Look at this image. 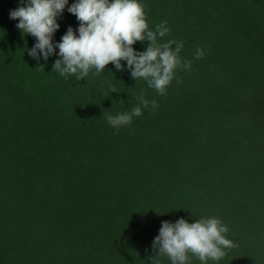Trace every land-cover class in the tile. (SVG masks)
Here are the masks:
<instances>
[{
  "label": "trees",
  "instance_id": "16d2710c",
  "mask_svg": "<svg viewBox=\"0 0 264 264\" xmlns=\"http://www.w3.org/2000/svg\"><path fill=\"white\" fill-rule=\"evenodd\" d=\"M138 2L192 62L163 96L126 61L81 81L54 72L59 49L28 55L36 38L9 15L21 0H0V264H155L162 222L210 217L234 246L207 264H264V0ZM57 22L54 44L79 27L67 7ZM140 96L158 107L119 129L104 119Z\"/></svg>",
  "mask_w": 264,
  "mask_h": 264
},
{
  "label": "clouds",
  "instance_id": "9594fccd",
  "mask_svg": "<svg viewBox=\"0 0 264 264\" xmlns=\"http://www.w3.org/2000/svg\"><path fill=\"white\" fill-rule=\"evenodd\" d=\"M68 4L69 0H21V6L10 10L9 14L10 19L19 21L16 27L23 35L36 38L35 46L28 50L33 59L39 60L42 56L47 61L57 55L59 49L60 58L53 68L61 76L75 75L81 81L89 75L90 69H95L93 74L99 75L109 64L117 71H124L121 61H126L136 81L143 78L163 96L174 79L175 70H191L192 62L180 57L184 42L173 39L159 43L158 37L163 38L170 32L167 21L157 24L155 31L149 30L146 6L138 0H77L71 6ZM66 7L79 21V27L74 30L70 26L61 42L54 44V35L60 28L57 21ZM138 41L150 44L145 51L137 52L133 45ZM204 55V51L197 48L194 59L200 60ZM36 70L44 68L38 66ZM109 91L117 93L115 86L110 85ZM138 100L139 104L130 112L105 116L111 112L106 111L104 119L111 127L119 129L130 126L134 117H141L142 107H158L156 100L149 101L143 96ZM119 103L123 105L124 101ZM228 232V226L218 217L201 218L191 224L183 218L175 223L164 221L153 241L156 255L152 260L159 264L158 257L167 256L171 264H186L191 253L202 264H207L208 260L219 261L225 256L224 249L234 246V242L226 238Z\"/></svg>",
  "mask_w": 264,
  "mask_h": 264
}]
</instances>
